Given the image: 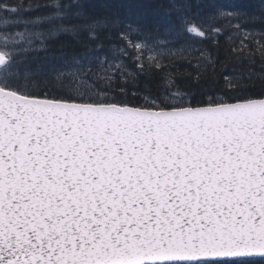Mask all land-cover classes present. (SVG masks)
Masks as SVG:
<instances>
[{"label": "snow or ice", "instance_id": "1", "mask_svg": "<svg viewBox=\"0 0 264 264\" xmlns=\"http://www.w3.org/2000/svg\"><path fill=\"white\" fill-rule=\"evenodd\" d=\"M122 24L97 0H0V264H264V0L183 19L207 46L182 74ZM225 28L259 36L258 68L219 56Z\"/></svg>", "mask_w": 264, "mask_h": 264}, {"label": "trees", "instance_id": "2", "mask_svg": "<svg viewBox=\"0 0 264 264\" xmlns=\"http://www.w3.org/2000/svg\"><path fill=\"white\" fill-rule=\"evenodd\" d=\"M15 2H20V0H15ZM97 2L110 4L114 11L121 13L123 19L121 28L129 24L133 28H138L140 25H147L146 29L140 33V36L147 38L150 47L153 44H158L159 41L167 42L166 47L161 46L158 49L164 53L165 58L162 63L169 71L182 74L186 71H192L189 67L188 60L184 56H187L190 51L193 56L198 55L199 53L193 50L198 47L207 46L206 44H198L190 39L189 34L183 30L182 20L188 19L200 23L202 20H206L209 15L218 14L219 11L228 12L236 10L246 0H97ZM141 8H148L160 14L169 13L175 26L174 31L170 35L163 29L157 31L153 26L152 17L142 18L134 14L125 15L129 9L134 12ZM220 24H223V21H220L217 26H220ZM111 35L113 40H116L117 30L112 31ZM61 39L66 38L62 37ZM242 39L243 37L240 34L232 29L225 28L219 37V56L223 58L233 47L241 48L248 46L250 51L255 53L254 59L256 60L258 68L260 62V54L258 51L259 36L255 40H244L243 44H241ZM117 42L122 43L118 40ZM69 43L71 42L69 41ZM68 50L71 51L72 49L69 48ZM181 50H184V56L180 55ZM213 52L216 54L217 50L213 49ZM172 53H177V55L173 56ZM145 56L147 57V53H145ZM128 63L131 65V59L128 60Z\"/></svg>", "mask_w": 264, "mask_h": 264}]
</instances>
